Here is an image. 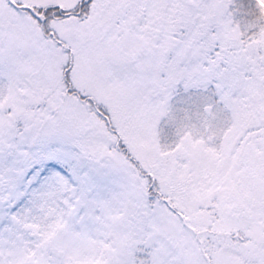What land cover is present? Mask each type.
Segmentation results:
<instances>
[{"label":"snow or ice","instance_id":"obj_1","mask_svg":"<svg viewBox=\"0 0 264 264\" xmlns=\"http://www.w3.org/2000/svg\"><path fill=\"white\" fill-rule=\"evenodd\" d=\"M0 264H264V0H0Z\"/></svg>","mask_w":264,"mask_h":264}]
</instances>
